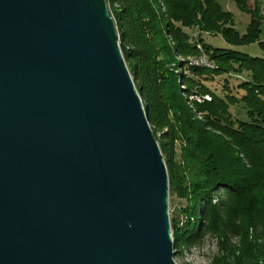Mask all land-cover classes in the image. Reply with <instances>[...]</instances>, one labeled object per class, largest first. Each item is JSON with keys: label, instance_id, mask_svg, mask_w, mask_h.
<instances>
[{"label": "water", "instance_id": "water-1", "mask_svg": "<svg viewBox=\"0 0 264 264\" xmlns=\"http://www.w3.org/2000/svg\"><path fill=\"white\" fill-rule=\"evenodd\" d=\"M165 159L106 0H0V264H177Z\"/></svg>", "mask_w": 264, "mask_h": 264}, {"label": "trees", "instance_id": "trees-1", "mask_svg": "<svg viewBox=\"0 0 264 264\" xmlns=\"http://www.w3.org/2000/svg\"><path fill=\"white\" fill-rule=\"evenodd\" d=\"M106 1L170 193L186 201L184 222L171 218L175 255L212 236L209 264H264V0H231L251 15L243 35L216 0ZM217 34L234 47L257 43L262 57L206 43ZM202 56L215 67L193 63ZM232 76L242 80L230 85Z\"/></svg>", "mask_w": 264, "mask_h": 264}, {"label": "rangeland", "instance_id": "rangeland-1", "mask_svg": "<svg viewBox=\"0 0 264 264\" xmlns=\"http://www.w3.org/2000/svg\"><path fill=\"white\" fill-rule=\"evenodd\" d=\"M216 1L218 2V4L221 6L223 10L229 11L232 13L233 19H234V27L241 35H243L246 32L247 26L251 20V15L249 13L241 11L237 7V5L231 0H216ZM263 2L264 1H262V4ZM248 4L252 6V0H250ZM108 8H109L111 15L113 16V13H112V10L109 4H108ZM262 12H264L263 7H262ZM205 39H206V43L210 44L214 48L236 49L251 57H262V50L260 49L257 43L234 47V46L227 44L224 41V39L221 37V35H218V34L213 35V36H206ZM260 40L264 41V16L261 18V21H260ZM239 80H242V79L232 76L230 77L229 84L230 85L235 84ZM222 84H223L222 79L215 82V86H217V89H221ZM237 116L244 117V112L242 111L241 108L237 109ZM219 197L220 198L224 197L223 191L217 192V196L215 200H217V198ZM185 203L186 201L184 199L178 198L175 194L170 193L169 194L170 218H176L179 220L180 223L184 222L185 217L181 212H179V210L185 205ZM216 249H217L216 240L212 236H206L201 244L183 246L181 249V253L174 256V260L177 264H209L212 255L216 252Z\"/></svg>", "mask_w": 264, "mask_h": 264}, {"label": "bare ground", "instance_id": "bare-ground-1", "mask_svg": "<svg viewBox=\"0 0 264 264\" xmlns=\"http://www.w3.org/2000/svg\"><path fill=\"white\" fill-rule=\"evenodd\" d=\"M193 63H195L196 65H204V66H207V67H211V69H212V67H215L207 59H201V58L195 59V60H193Z\"/></svg>", "mask_w": 264, "mask_h": 264}, {"label": "built area", "instance_id": "built-area-1", "mask_svg": "<svg viewBox=\"0 0 264 264\" xmlns=\"http://www.w3.org/2000/svg\"><path fill=\"white\" fill-rule=\"evenodd\" d=\"M196 35V34H195ZM201 59H207L206 56H202ZM208 60V59H207ZM206 98H209L208 96H206Z\"/></svg>", "mask_w": 264, "mask_h": 264}, {"label": "crops", "instance_id": "crops-1", "mask_svg": "<svg viewBox=\"0 0 264 264\" xmlns=\"http://www.w3.org/2000/svg\"><path fill=\"white\" fill-rule=\"evenodd\" d=\"M262 7H263V9H264V2H263V4H262ZM263 14H264V12H262Z\"/></svg>", "mask_w": 264, "mask_h": 264}]
</instances>
